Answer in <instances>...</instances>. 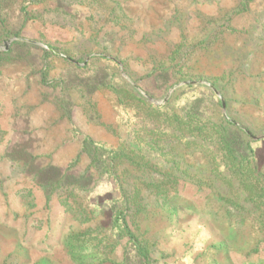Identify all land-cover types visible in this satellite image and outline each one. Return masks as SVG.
<instances>
[{
    "label": "rangeland",
    "instance_id": "1",
    "mask_svg": "<svg viewBox=\"0 0 264 264\" xmlns=\"http://www.w3.org/2000/svg\"><path fill=\"white\" fill-rule=\"evenodd\" d=\"M0 264H264V0H0Z\"/></svg>",
    "mask_w": 264,
    "mask_h": 264
},
{
    "label": "trees",
    "instance_id": "2",
    "mask_svg": "<svg viewBox=\"0 0 264 264\" xmlns=\"http://www.w3.org/2000/svg\"><path fill=\"white\" fill-rule=\"evenodd\" d=\"M225 144H226V141L224 142ZM228 144V145H227ZM226 145H227V147H228V150H229V152H231L230 151V149H231V147H230V145H229V143H227Z\"/></svg>",
    "mask_w": 264,
    "mask_h": 264
}]
</instances>
